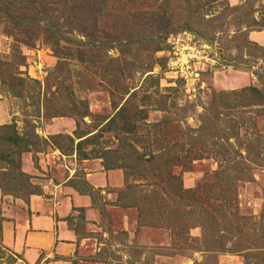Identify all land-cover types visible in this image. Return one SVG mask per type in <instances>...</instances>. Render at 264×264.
<instances>
[{"label": "rangeland", "instance_id": "rangeland-1", "mask_svg": "<svg viewBox=\"0 0 264 264\" xmlns=\"http://www.w3.org/2000/svg\"><path fill=\"white\" fill-rule=\"evenodd\" d=\"M224 1V3L204 4L201 8L191 11L188 10L190 4L180 8L184 2L176 5V1L171 5L174 8L173 14H191L193 17L201 18L202 10L204 17L210 20L202 17L204 20L195 24L194 31L179 29L177 34L169 33L165 39V48L153 53L155 56H165V59L152 66V78L147 81L150 84L147 91L155 96L164 95L166 99H170L173 105L170 104L167 109L175 113L172 115L179 117L180 121L177 125H169L168 121H163L161 111L150 109L147 110L145 120L157 121L160 135L168 139V142L174 132L176 135L184 134L187 128L190 129L188 135L192 137L196 132L194 127L200 124L205 125L204 129L207 133L211 132L212 128H217L220 136L230 135L231 131L234 137H230L226 142L235 145H232L229 152L231 155L235 153L237 161L248 160L246 167L250 177L247 180L238 178L234 182L232 191L236 198L233 201L237 213L243 216L249 215L248 220L252 222L254 228L250 232L257 235L261 230L264 234V162L262 165L249 162V160L254 161L256 156L264 161V104L253 103L249 106L237 104L229 108L223 105V101L220 100L221 95L218 93L221 90L230 91L248 85L264 93V0ZM159 2V0H128V8L150 9ZM67 26L63 23L61 31L65 32ZM187 32L192 35L194 42L188 43L191 44L189 48L184 42ZM20 37L24 35L14 28L11 29L7 23L0 22V153L3 151L9 154L8 157L13 161V165L16 164V167L5 165L0 168L1 213L10 215L13 212L14 214L21 212L27 204L29 194H37L50 205H57L60 197H71L72 192H76L85 194L91 207L85 213L82 206H76V201H71L72 209L65 216L67 226L78 232L80 236L87 237L83 239L80 253L77 254L78 257H82L81 260L90 257V260L111 264H259L262 262L264 239L260 248L251 246L236 251L203 249L202 231L197 225L177 229L163 224H160L162 226L145 224L133 207L112 204L116 190L122 188L124 184L120 169L102 168L100 158L81 159L73 152L63 154L49 143L48 138L54 133L73 136L75 124L73 118L67 115L50 118H45L43 115L40 92H45L44 84L47 78H51L48 91L58 89L62 83H69L73 94L79 99H85L89 111L98 118L112 113L110 98L104 90L106 84L104 81V83L98 82V75L101 73L100 64L108 62L107 71L111 72L116 66L125 63L124 73L127 74L130 65L126 61L129 60L123 59L133 58V52L122 54L115 48H106L108 55L111 56L108 61L105 58L101 60L98 52H95V58L86 61V64L79 63L76 58H63L64 60L58 61L39 36L33 40L32 46L22 44L18 40ZM76 37L84 36L77 33ZM191 46L195 47L191 49ZM174 50L195 55L188 69L186 68L187 79L175 73L170 67L169 58ZM134 51L141 57L144 54L142 49ZM96 63L99 66H96ZM135 64L131 66L133 70L137 68ZM135 73L133 76L124 74L123 78L127 83L132 81L131 83L138 84L139 78L137 79ZM12 75H18L22 79L21 82L18 80L21 95H14L9 91L12 82L14 85L18 84ZM154 78L156 81L153 80ZM32 79H36L38 83L35 84ZM189 81L192 85L190 86L189 83L188 88ZM250 96L252 100L262 99L255 91H252ZM215 97L223 107H217ZM84 119L88 121V117ZM10 123L14 124L17 132L27 131L30 125L35 135L32 134V138L37 141L38 149L16 154L13 146L6 140L11 131ZM229 123H235L237 130L235 131V127ZM85 126L79 121L80 129ZM60 139L65 142L63 137ZM245 139L250 141L246 150L241 146ZM217 141L220 142L221 138ZM193 144L199 146L198 143ZM107 152L108 150L104 152V157L108 156ZM203 155L204 152L199 158L192 159L191 168L181 172L183 186H193L208 177L210 170L220 163V158ZM174 169L176 172L181 171L178 167ZM97 177L100 179H96ZM128 180L130 181V178ZM140 181L141 179L138 183ZM68 187H72V191ZM134 188L137 193L139 191L142 194H150V201L146 206H154L155 195L153 192H147L150 186L146 187V184L140 183ZM128 190L132 189L127 188L126 191ZM28 191H36V193ZM4 216L1 214L0 218H6ZM21 220L23 215L20 216L19 221ZM209 242L211 241L208 240V246ZM260 242L256 241V243ZM205 247L207 248L206 245ZM73 263L78 264L76 258L73 259ZM0 264L27 263L18 253L3 244L0 237Z\"/></svg>", "mask_w": 264, "mask_h": 264}, {"label": "trees", "instance_id": "trees-1", "mask_svg": "<svg viewBox=\"0 0 264 264\" xmlns=\"http://www.w3.org/2000/svg\"><path fill=\"white\" fill-rule=\"evenodd\" d=\"M159 1L150 9L131 10L128 8V0H0V22L7 23L11 29L14 28L23 34L24 37L18 40L27 46H32L33 40L39 36L58 61L76 58L79 63L86 64V61L95 58V52L100 53L101 60L105 58L108 61L111 56L108 55L106 48H115L122 54L133 52V58L126 59L123 56V60H129L126 61L130 65L128 75L124 73L125 63L116 66L111 72L107 71V68L109 69L107 61L100 66L96 63L101 69L98 82H105L104 90L110 98L112 108V113L98 118L89 111L85 99H79L73 94L69 83H62L58 89L48 91L51 78H47L44 84L45 92H40L43 115L45 118L67 115L73 118L75 124L73 136L54 133L49 136V143L63 154L73 152L81 159L100 158L102 168L120 169L124 184L122 188L116 190L112 204L133 207L145 224L158 226L163 224L177 229L197 225L202 231L203 249L236 251L251 246L260 248L264 239L263 232L259 230L257 235L250 232L254 228L252 222L248 220L249 215L237 213L233 201L236 198L232 191L234 182L238 178L240 180L250 178L246 167L248 160L237 161L235 153L231 155L229 152L235 143L226 140L234 137L233 133L230 131V135L220 136L217 128H212L211 132L207 133L205 125L200 124L194 127L196 132L192 137L188 135L190 129L187 128L184 130L186 133L183 131L187 136H184L185 140L184 134L176 135L174 132L168 142V139L160 135L157 121L145 120L147 110L150 109L161 111L163 121H168L169 125H177L180 121L179 117L172 115L175 113L167 109L170 104L173 105L170 99H166L164 95L155 96L147 91L150 85L147 81L152 78V66L165 59V56H155L153 53L165 48V39L169 33L177 34L179 29L194 31L196 23L208 19L204 17L202 10L200 16L204 19L193 17L191 14H173L174 8L171 5L176 1V5L184 2L180 8L190 4L188 10L191 11L201 8L204 4L225 1ZM63 23L68 25L66 33L61 31ZM67 33L69 36L73 35L69 37ZM77 33L84 37H76ZM137 49L144 50L142 57L134 51ZM133 64L137 67L134 70L131 68ZM134 73L137 79L139 78V83H131L132 81L127 83L123 78L124 74L133 76ZM12 78L17 80L18 84H15L16 88L14 82L10 81L12 85H9V91L14 95H21V88L18 86L21 77L12 75ZM32 80L35 84L38 83L36 79ZM153 80L156 81L155 78ZM252 91L262 99L252 100L250 96ZM218 93L221 95L223 105L229 108L237 104L240 106L264 104V93L252 85L230 91L221 90ZM215 99L217 107H223L216 97ZM85 117H88V121L84 119ZM79 121L86 125L85 128L78 127ZM229 124L235 127V131L237 130L235 123ZM9 126L11 131L6 140L13 146L16 154L38 149L37 141L32 138L34 134L30 125L27 131L23 132H17L13 123ZM62 137L65 142L61 141ZM220 138L221 141L218 142ZM249 142V139L244 140L241 145L244 150L248 148ZM193 143H198L199 146ZM106 150L110 157H104ZM198 150L204 152L203 156L220 158V163L210 170L208 177L193 186H183L181 172L189 170L190 161L202 155V152H197ZM8 156L9 154L3 151L0 153V168L5 165L16 167ZM249 162L262 165L264 161L256 156L254 161ZM175 167L181 171L176 172ZM140 179V183L146 184V187L150 186L147 192L154 193V206H146L150 201V194L135 191L134 187L140 184L138 183ZM127 188L132 190L126 191ZM208 240L211 241L209 246ZM261 260L259 264H264V258Z\"/></svg>", "mask_w": 264, "mask_h": 264}, {"label": "crops", "instance_id": "crops-1", "mask_svg": "<svg viewBox=\"0 0 264 264\" xmlns=\"http://www.w3.org/2000/svg\"><path fill=\"white\" fill-rule=\"evenodd\" d=\"M59 200L57 205H50L37 194H29L27 204L17 215L0 212L6 217L0 218L1 242L18 253L27 264H74V258L78 264H111L96 262L90 257L81 260L82 257L77 256L83 239L87 237L67 226L65 216L72 209L71 201H76V206H82L84 212H88L91 207L86 195L72 192L71 197L62 196ZM21 215L23 220L19 221Z\"/></svg>", "mask_w": 264, "mask_h": 264}, {"label": "built area", "instance_id": "built-area-1", "mask_svg": "<svg viewBox=\"0 0 264 264\" xmlns=\"http://www.w3.org/2000/svg\"><path fill=\"white\" fill-rule=\"evenodd\" d=\"M185 34H186V39H185L186 41L184 40V42L187 43L186 44L187 45V48H189V46L191 44H188V43L193 42L192 41L193 40V37L188 32L185 33ZM176 37H177L176 39H178V36H176ZM193 45H195V44H193ZM194 47L195 46H193V47L191 46V49H193ZM192 57H195V55L192 54V53L191 54H188V53L183 54L180 51L174 50L172 56H170V58H169L170 67L173 68V70H174L175 73H177V74L183 76L185 79H187V75H186L187 72L186 71L188 69V66H189L190 61H193L192 59H194ZM194 73L196 74V72H194ZM189 83H190V86L192 85L191 81H189L187 83L188 84L187 85L188 88H189ZM191 88L193 89V87H191Z\"/></svg>", "mask_w": 264, "mask_h": 264}]
</instances>
